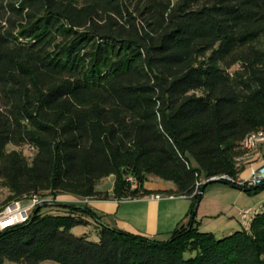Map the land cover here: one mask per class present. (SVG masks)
Instances as JSON below:
<instances>
[{
	"label": "trees",
	"instance_id": "obj_1",
	"mask_svg": "<svg viewBox=\"0 0 264 264\" xmlns=\"http://www.w3.org/2000/svg\"><path fill=\"white\" fill-rule=\"evenodd\" d=\"M262 38L264 0H0V182L10 199H108L97 186L110 176L117 200L134 199L150 194L147 174L193 198L167 239L101 224L91 241L72 231L98 220L88 207H37L0 232V264H264V210L249 230L218 237L196 219L213 182L195 194L201 180L237 178L243 139L264 130ZM9 145L33 147L32 163Z\"/></svg>",
	"mask_w": 264,
	"mask_h": 264
},
{
	"label": "crops",
	"instance_id": "obj_2",
	"mask_svg": "<svg viewBox=\"0 0 264 264\" xmlns=\"http://www.w3.org/2000/svg\"><path fill=\"white\" fill-rule=\"evenodd\" d=\"M258 154H261L262 156V146L260 153ZM236 161L238 166L244 167V171H248V173L252 166H257L264 162L262 161V157L257 156L254 153L246 154L244 152H242ZM244 171L239 174V177L243 176L242 174ZM156 178L157 179L151 178L145 183L144 188L149 191L150 194L142 197L117 200L114 197V188L109 191H105L100 187H97L100 192H108L109 198L89 199L87 202H76V205L86 206L94 211L98 220L90 217L87 219L89 221L88 225L94 224L97 229L101 224H104L112 228L144 235L150 238L167 239L181 222L186 223L188 221V214L193 204V198L177 195L175 193L176 187L172 182H166L158 177ZM157 194L161 195L162 198L153 199L152 195ZM65 196L66 197H62V200L64 199L66 202H74L73 196ZM238 197V195H235L234 199L236 200ZM260 206L261 205H258L251 210V216L256 212H259ZM198 209L196 214L198 213ZM240 211L237 213L238 224L237 222L236 224H229L230 220H232L231 218L224 224H217L218 226H211L210 228L209 223L212 221H208L207 225L204 221H199L196 216L198 222L197 226H199L201 231L215 233L218 237L233 233L237 230L247 229L243 226L239 217ZM253 217L254 216L251 217V220Z\"/></svg>",
	"mask_w": 264,
	"mask_h": 264
},
{
	"label": "rangeland",
	"instance_id": "obj_3",
	"mask_svg": "<svg viewBox=\"0 0 264 264\" xmlns=\"http://www.w3.org/2000/svg\"><path fill=\"white\" fill-rule=\"evenodd\" d=\"M258 46L264 49V38L258 42ZM239 64L235 65L232 70L238 69ZM261 149V148H260ZM13 150L19 151L29 163H32V159L35 154V150L33 147L29 145L16 147L14 145L8 146V151L11 152ZM244 152V151H243ZM245 153V152H244ZM238 159V157L236 158ZM260 159V158H259ZM262 161H264V144L262 145ZM238 165V164H237ZM239 167V166H238ZM241 172L244 171V167H239ZM248 171H244L241 178H246L248 176ZM157 179L155 175L147 174V181L149 179ZM115 177L110 176L105 179H102L97 187H100L102 190L109 191L114 188ZM145 182V183H146ZM169 182V181H166ZM203 183H207L206 180H203ZM145 185V184H144ZM42 201H44L45 205H48V208H58L57 204H76L79 201H85V198H77L74 197V202H66L62 197H66L65 195L53 196L50 192H42L37 194ZM235 195L239 197L235 200ZM13 195L9 191V189L3 186V183L0 182V210L6 207L9 203L16 200V198L10 199ZM73 198V197H72ZM76 199V200H75ZM90 199V198H89ZM88 199V201H89ZM261 205L259 208V212L264 210V189L260 190L257 193H246L243 190L233 188L232 186L216 182L209 185L206 189V193L200 202L197 218L199 221H204L206 224L208 221H212L210 224V228L218 226L217 224H224L229 219V224H238L237 221V213L238 211H242L244 209H254L256 206ZM255 213L252 215L254 216ZM251 214L249 215V219H251ZM208 225V224H207ZM250 227L247 226L249 230ZM97 228L94 224L90 225H79L73 228V233L77 236L87 235V237L91 241H97ZM15 264V263H8ZM41 264H59L54 261H44Z\"/></svg>",
	"mask_w": 264,
	"mask_h": 264
},
{
	"label": "built area",
	"instance_id": "obj_4",
	"mask_svg": "<svg viewBox=\"0 0 264 264\" xmlns=\"http://www.w3.org/2000/svg\"><path fill=\"white\" fill-rule=\"evenodd\" d=\"M263 144L264 130H258L251 132L245 136L241 143V149L246 154L254 153L257 156L262 157L261 154L258 153H260V148ZM214 180L228 181L232 185L241 188L259 187L261 185H264V162L257 166H252L246 178H241L239 176L237 178H233L227 175H222L206 179V182H211ZM127 181L130 182L132 189L139 188V182L135 177L129 176L127 177ZM203 184V180L197 183L195 194L199 193V189ZM152 198L161 199L162 196L157 194L152 195ZM85 199V201L87 202L89 198ZM44 205V201H42L38 195H33L32 197L23 200L12 201L0 211V232L14 228L17 225L27 223L31 219L34 210L37 207ZM251 213V210H242L239 212V217L245 228H247V226L250 227L251 225V219H249V215Z\"/></svg>",
	"mask_w": 264,
	"mask_h": 264
},
{
	"label": "water",
	"instance_id": "obj_5",
	"mask_svg": "<svg viewBox=\"0 0 264 264\" xmlns=\"http://www.w3.org/2000/svg\"><path fill=\"white\" fill-rule=\"evenodd\" d=\"M213 183H216V182H221V183H224V181L222 180H214V181H211ZM204 193V189H202V191L200 192V194H203ZM201 199L198 200V203H197V207H196V212H197V209H198V206H199V203H200Z\"/></svg>",
	"mask_w": 264,
	"mask_h": 264
}]
</instances>
